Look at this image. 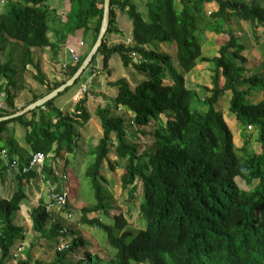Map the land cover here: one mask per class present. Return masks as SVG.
<instances>
[{
  "label": "trees",
  "instance_id": "obj_1",
  "mask_svg": "<svg viewBox=\"0 0 264 264\" xmlns=\"http://www.w3.org/2000/svg\"><path fill=\"white\" fill-rule=\"evenodd\" d=\"M0 2L4 7L0 8V37L25 46L23 65L34 67V79L48 86L47 94L71 78L84 57L73 64L63 81L50 86L40 63L34 60L32 48L56 49L79 30L82 36L89 35L95 44L104 19V0H69L70 11L64 23L57 19L49 0ZM208 4L216 6L209 14L205 9ZM146 8L145 18L134 1L111 0L109 23L98 53L103 56V68L109 72L110 60L117 54L123 66L131 67L136 73L139 82L134 87L125 77L112 83L117 88L114 107L131 112L132 124L142 134H148L145 128H153V141L147 150L140 151L137 144L128 139L123 116L111 114L109 107L96 108L103 135L91 143L85 153L86 157H94L87 176L96 203L82 208L81 221L112 231L100 218L89 219L88 214L101 211L108 214L111 202L106 198L107 191L102 185L105 177L100 171L104 162L114 171L119 162L125 160L122 187L132 198L138 190L137 181H141L140 212L146 223L135 234L123 230L128 225L123 215L114 216L120 234L108 232L110 243L118 250L112 264H264V99L254 103L247 98L252 92L264 93V71L251 76L245 74L247 57L242 53L247 47L234 35V28L231 29L232 18L248 22L252 31L264 27V0L251 3L245 0H147ZM116 9L124 12L131 22V37H127L132 41L130 45L107 44L108 34H123L114 27ZM50 25L57 36L56 44L49 38ZM209 32L228 36L211 58L202 52ZM88 42L81 38L77 47ZM164 43L176 46L179 66L171 54L159 51ZM2 50L0 46V52ZM199 63L211 65L212 87H204L211 94L202 100L207 110L197 107L201 99L187 86L184 75ZM9 71L0 61V81L10 78ZM8 82L12 85L10 80ZM69 89L26 114L0 121V134L7 135L4 141L0 139V152L5 151L6 156L3 158L0 154L1 181L6 180L8 171L17 179V188L7 197H0V264H6L12 245L24 232V227L16 223L14 213L21 208L29 212L24 203L25 191L35 176L28 168L29 159L16 148L8 125L17 123L25 128L28 152H43L47 158L51 153L57 157L63 150L74 153L79 138L76 125L85 124L91 114L85 108L87 96L76 103L71 113H64L55 105L56 98ZM5 95L7 107L0 108V118L19 111L9 86ZM43 96L35 95L30 104ZM223 96L229 98V110L244 130L255 128L248 134L261 146L257 155L244 156L250 145L247 135L242 154H238L233 133L222 111L216 109ZM162 115L166 120L160 125L158 118ZM112 147L116 160L110 159ZM43 169L46 172L50 168L44 165ZM58 177L50 169L46 179L52 182ZM237 177L249 184L253 179L259 182L253 189L243 190ZM41 202L44 205L43 200ZM47 217L45 206L34 209L33 229L43 233ZM88 261L98 264L99 260L88 254ZM17 264L49 263L20 259Z\"/></svg>",
  "mask_w": 264,
  "mask_h": 264
},
{
  "label": "rangeland",
  "instance_id": "obj_2",
  "mask_svg": "<svg viewBox=\"0 0 264 264\" xmlns=\"http://www.w3.org/2000/svg\"><path fill=\"white\" fill-rule=\"evenodd\" d=\"M132 1H134L138 5L140 12H142L144 17L146 18L147 0H132ZM245 1L247 2L248 0ZM258 1L262 2L263 0H258ZM0 8L4 9L3 4L1 2H0ZM58 9L61 11L60 14H57L60 15L61 17L60 21L65 22L68 14L67 11L61 10V8ZM205 9L207 10V7H205ZM213 9H214L213 6L211 7L209 6L207 10L208 14L212 12ZM116 12H117V19L114 27L115 28L121 27L123 30L122 32L123 34L122 35L118 33L108 34L107 44L109 46H113L119 43L130 45L131 42L128 40L129 38H127V36L129 35V31H128L129 29H127L126 26L127 22L130 23L129 18L124 12L120 11L119 9H116ZM234 20L235 21H233L232 23V25L234 24L233 25L234 27L231 26V29L234 28L233 33L236 37L239 38L240 42L246 43L247 45L250 46H255L259 43V47H247L246 50L242 53L244 56L247 57V62L244 64V67L246 68L245 74L247 76H251L263 72L264 71V56H263L264 37L261 34L262 30L260 29L256 30V34H248V32L251 31L250 27H248V22L235 18ZM49 35H50L49 37H51V31L49 32ZM201 36L203 37V35ZM212 37H213L212 41L209 42V44L206 45L205 47H202L203 55L208 58L215 56L218 52L220 44L228 39L227 35H225V37H222L219 35L212 34ZM52 38L55 37L53 36ZM81 38L84 39L85 42H88L89 40V42L86 43L83 47H80L81 49H84L85 47V54H86L84 55V59H85L91 53L95 44L93 43L92 39H89V35H84ZM54 43H56V41ZM0 46L6 47L4 50H2L3 53L2 54L0 53V58H1L0 61L6 64L10 68V71L8 73L10 75V78L9 79L4 78L3 80L0 81L1 82L0 104H3L4 107H7L5 102V98H6L5 92H6V88L9 86L12 91V94L14 95V99L18 101L19 104H21L18 110H22L28 107V105H30V102L32 101L35 95H41L43 93H46L47 87L46 85H42L39 81L34 79L36 70L33 69V66L28 65L26 68H24L22 62L23 60L22 53L26 50L23 44L7 37L5 40L0 37ZM59 49L62 50L63 47L56 46V58L54 60L52 59L53 55L50 53L51 50L48 49L39 51L38 55L36 56L37 60L42 59L43 62H46L44 54L47 55L48 58L50 57L52 59L51 63L49 64L47 63V65L44 64V66L49 71V75H57L60 78V80L57 82L63 81L66 77L65 72L69 71V67L63 68V64H67L68 58L71 61L69 54H66L64 58L61 57V55H58V53L60 52ZM159 51L171 54L175 59L174 61L175 64L179 66L178 60L176 58V46L174 44L167 45L166 47H159ZM81 56L80 59L83 57ZM93 59H96V66H95L96 69L94 68V71L90 73L91 70L89 71L88 66L91 65ZM92 60L87 66L88 69L87 73L83 75V78L87 75H89V78L85 83L82 84L85 87H83L81 94H83V96L87 95L85 108L90 112L91 116L94 119V122L89 121L88 126H85L84 124L76 125V132L77 134H79V138H78V144L74 148V153H67L68 151L66 150V152L64 151L62 155H60V157L56 158L55 162L52 161V159L50 158H47L45 161V163L47 162L52 165L54 164L53 165L54 169L60 170V172L63 170L61 173H66L67 175H69L68 176L69 179L67 180L68 182L67 185L69 186V188L71 187L70 191L71 189L73 190L74 187V184L70 182L72 181V176L74 175L77 178L79 185L76 186V191H75L76 194L74 195L72 194V198H71L72 200L70 201V203L74 202L75 204L73 206L74 221L78 217H80V215H82L81 205L86 206V205H93L96 203L94 189L92 187L90 178L87 176L88 167L93 162L94 157H92L91 155L87 157L83 155L88 152L90 148V144L97 142L99 138H101V136L103 135L99 117H97L96 115V108L98 106H102L104 108L109 107L111 110V114L123 116L126 120L125 121L126 125L128 126V130H127L128 139L131 142L136 143L140 151L147 150L153 141L151 139V134L154 131L153 128H145V130L148 131V134L145 135L142 134L140 130H136V128L133 126L131 121V117H133V115L131 112L127 111L125 108L121 110L118 109L117 107H114L117 88H115L112 85V83L121 77H125L131 83L132 87H134L139 82L137 80L136 77L137 75L134 72V70L131 67L126 69L123 66V63L119 55L117 54L112 57L109 63V69L111 73L103 68V56L99 54L98 51L94 54ZM237 62L241 64L240 61L237 60ZM204 64L205 63H199L198 64L199 66L197 65L196 68L184 74L187 86H189V88L196 90L198 97L201 99L200 100L201 102L198 103L199 106H197L201 110H207V106L202 102V100L206 96H209L211 94L210 92L205 90L204 87H210V88L212 87L211 85L212 73L210 72L211 65H207V64L204 65ZM30 68L33 69L32 72L28 71ZM8 80L12 82V85L9 84ZM66 80L68 81V79ZM55 82L56 81H54L53 84H55ZM81 83L82 81H80L78 84L71 86L69 91L60 95L56 99V105L61 107L63 112L71 113L73 111L76 104L71 100V96L68 94L72 91L73 88L74 91H76V89L80 87ZM222 84H223V79H221V85ZM229 95H231V93H229ZM247 98L251 102L257 103L264 99V93L252 92L249 96H247ZM79 99L80 97H77L75 101H78ZM229 105H230L229 98L223 96L217 102L216 109L223 111L227 125L232 129L234 133V143L238 148V154H242L243 151L242 145L247 135L249 137L250 145L246 149V151H244V156H246V158H250L254 154L257 155V153L261 152V146L257 142V140H253V138L250 137L248 134L249 131H253L255 130V128L251 130L248 127V129L250 130L245 131L244 130L245 127L234 119L232 113L229 110ZM165 120H166V116L162 115L158 118V123L160 125H163L165 123ZM91 124H94V127H92ZM15 125L18 127L17 144L15 143L16 148L20 153H24V157L28 159L27 157L28 145L25 139L26 130L23 126L17 123ZM3 137L5 138L6 136L1 135L0 136L1 141L3 140ZM85 146H86V152L85 153L83 152L82 154L81 148L82 147L85 148ZM0 154L3 158L6 157L4 155L5 151H1ZM50 155L53 154L51 153ZM110 159L111 160L117 159L114 152V147H112V151L110 153ZM66 162H68L67 167L65 166ZM119 164L120 165L116 167L114 171H112L109 168L108 163L105 162L100 171V174L103 177H105V182H103L102 184L104 189L107 191L106 198L111 202V206L108 209V214H106L104 211L98 213L95 212L89 213L90 218L99 216L104 224L112 227V231L110 229L108 230L104 229L103 227L91 226L83 222H79L78 227L75 226L76 235L83 236V241L80 240L79 249L93 251L95 252V254H99L101 258H104L102 256V253L104 252L105 254L108 255L106 256L108 257L109 261L114 260V255L117 252V249L110 244L109 233H108L111 231L112 234L118 235V229L115 227L114 216L123 215L124 218L128 220V225L124 227V230H129L135 234L137 233V231L144 228L146 223L145 218L142 216L140 212L142 196H143L141 190L142 183L141 181H137L138 190L134 194V197L131 198L128 190L123 189L122 181H121V177L125 166V160H121ZM43 165L44 164H41L39 166L43 167ZM37 167L31 168L30 166H28V168L32 170L36 169ZM16 171H18L17 168ZM9 173H10L9 171L6 172L5 174L6 180L4 182L1 181V177H0V192H1L0 197H7L8 194H10L14 189L17 188V179L14 180L12 177L8 175ZM7 178L11 179L9 185H6ZM32 180H33V185L32 186L30 185V187L26 188L25 191L26 198L24 200L25 201L24 203H26L28 206L29 212L25 214L24 213L25 211L23 210V208H21L19 211L14 213V219L16 223L24 227L23 234L22 235H20L21 233L19 234V239L17 242V250H15L14 252L19 256L24 255L26 258L30 256L32 260L41 259L46 262H53V261L55 262L57 261L56 259L58 257H63L67 254L69 257H72V255L68 253L67 249L64 252H61L60 254L56 252L55 249L56 239L53 238L51 234H47L46 236V240L49 241L51 244V246H49V243H47L46 240H41L39 238V233L31 227V223H32L31 216L33 210L41 206L44 207L46 205L44 201H43L44 205L41 202L42 200L45 199L39 198L40 190L37 187H40V183L43 182L44 184H47L48 193H49L50 185L48 182H50L51 184H53L52 182H54L57 184V185L54 184L56 185V192H61L63 191L61 187L64 186L62 185L64 182H60L59 179L52 182L50 180L46 181V179H40V178L37 179L38 181L35 180V178ZM236 180L239 187L243 190L253 189L259 182L258 179H253L252 183L249 184L241 177H237ZM2 185H6V186H2ZM45 198H46V194H45ZM84 233H88L90 237H86ZM26 234H29L28 238L26 237ZM35 246L36 248H34ZM51 247H53L52 250ZM24 248L28 250L23 251ZM76 253L77 255L83 256L82 253L79 254L78 250L76 251ZM69 257L68 259L64 258L63 263L61 262L58 263L77 264L76 259H72ZM73 258H79V257L73 256ZM6 264H16V261L10 260L9 262H6ZM104 264H112V262L104 263Z\"/></svg>",
  "mask_w": 264,
  "mask_h": 264
},
{
  "label": "crops",
  "instance_id": "obj_3",
  "mask_svg": "<svg viewBox=\"0 0 264 264\" xmlns=\"http://www.w3.org/2000/svg\"><path fill=\"white\" fill-rule=\"evenodd\" d=\"M252 1H254V0H248L247 2L248 3H251ZM261 2V1H260ZM49 5H50V7L53 9V11L55 12V14H56V16H57V19L60 21V19H61V17H60V15H57V14H60L61 13V11L58 9V8H61V10H66L67 11V13H69V11H70V3H69V0H49V3H48ZM209 6L211 7V6H213L214 7V9L212 10V11H214V10H216V6L214 5V4H208V5H206L205 7H207V10H208V8H209ZM206 10V11H207ZM208 13V12H207ZM68 15V14H67ZM63 19H65V18H63ZM233 21H235L233 18H232V21H231V24L233 23ZM63 21H60V23H62ZM64 23V22H63ZM234 25V24H233ZM232 25V26H233ZM126 26H127V29H129L128 31H129V35L127 36V37H130L131 36V33H132V25H131V22L129 23V22H127L126 23ZM50 27H51V37H49L50 38V40L52 41V39H53V41L52 42H55V41H57V36H56V34H54V31H53V26L52 25H50ZM234 27V26H233ZM248 27H251L249 24H248ZM118 29L120 30V31H122L123 32V30H122V28L121 27H118ZM251 29V28H250ZM258 29H260V30H262V35H263V37H264V27H258V28H256V29H254V31H250V32H248V34H256V30H258ZM52 34H53V36L55 37V38H52L53 36H52ZM212 34H215V35H218V34H216V33H214V32H209L208 33V40H207V42H206V44L203 46V47H205L206 45H208L209 44V42H211L212 41ZM83 35V33H82V31H77L74 35H69L68 36V39H67V41H66V43L65 44H63V46L62 45H60V47H63V49L62 50H60V52L58 53V55H61V57H63L64 58V56H66V54H69V52H68V47L69 46H71V45H74L75 46V48H76V50H77V53H81V55L84 57V55H86L85 54V47H84V49H81L80 47H77V45H78V42H79V39H81V36ZM50 36V35H49ZM219 36H222V37H225V35L223 34H220ZM124 39H126V38H124ZM56 44V43H55ZM170 44H173V43H164V44H161V46L162 47H166L167 45H170ZM246 44V43H245ZM246 47H259V43L257 44V45H255V46H250V45H247L246 44ZM6 47H2V49L4 50ZM46 49H48V50H51L50 51V53L53 55L52 56V59L54 60L55 58H56V49H50V48H46ZM45 50V49H44ZM64 50H65V52H64ZM39 51H41V49L40 48H32V55H33V57H34V60H35V62H39L40 63V66H41V68H42V71H43V74L46 76V79L48 80V85H50V86H53L54 84H53V82L54 81H56L55 83H57V81H59L60 80V78L57 76V75H49V71L46 69V67L44 66V64H46L47 65V63L49 64V63H51V58L49 57L48 58V56L47 55H45L44 54V57H45V59H46V62H43L42 61V59L41 60H37V58H36V56L38 55V52ZM2 52V51H1ZM0 52V53H1ZM3 53V52H2ZM1 53V54H2ZM63 53V54H62ZM79 53V54H80ZM70 55V54H69ZM80 55V56H81ZM81 56V57H82ZM89 56V55H88ZM87 56V57H88ZM87 57L83 60V62H82V64H81V66L84 64V61L87 59ZM1 59V58H0ZM68 61H69V58L67 59ZM41 62H42V64H41ZM80 66V67H81ZM199 66V65H198ZM69 67V71L66 73L65 72V74L67 75L68 73H70V70H71V68L73 67V64L72 65H69L68 66ZM89 67V66H88ZM25 68V67H24ZM33 69H34V67H33ZM32 68H30L28 71L29 72H32V70H33ZM80 69V68H79ZM78 69V70H79ZM35 70V69H34ZM78 70H77V72H78ZM87 67L83 70V72H82V74L77 78V80H76V82L78 81V79H82V77H83V75L84 74H86L87 73ZM110 70V69H109ZM89 71H90V67H89ZM76 72V73H77ZM75 73V74H76ZM74 74V75H75ZM36 75V74H35ZM34 75V76H35ZM73 75V76H74ZM72 76V77H73ZM67 77V76H66ZM65 77V78H66ZM56 79V80H55ZM70 79V78H69ZM81 81V80H80ZM79 81V82H80ZM76 82L75 83H73L71 86H73V85H75L76 84ZM1 83V82H0ZM166 83H171V81H169V80H166ZM83 83H81V85H80V87L79 88H77L76 89V91H74V88L72 89V91L68 94V95H70L71 96V100L73 101V102H75V104L78 102V101H80L84 96H83V94H81V92H82V89H83V87H85L84 85H82ZM71 86H69V87H71ZM46 87H47V91H48V86L46 85ZM86 89V88H85ZM45 96L46 95H48L47 94V92L46 93H43ZM42 95V94H41ZM45 96H43V97H45ZM85 96H87V95H85ZM42 97V98H43ZM77 97H80V99L78 100V101H75V99L77 98ZM42 98H40V99H42ZM55 98V97H54ZM58 98V97H57ZM56 98V99H57ZM40 99H38V100H40ZM36 102V101H35ZM14 103H15V105H16V107H17V109H19V107L21 106V104H19V102L18 101H16L15 99H14ZM34 103V102H33ZM72 103V102H71ZM70 103V104H71ZM55 105H56V100H55ZM57 106V105H56ZM58 108H60L61 109V107H59V106H57ZM0 108H3V109H5L6 107H4L3 106V104H0ZM75 108V107H74ZM62 110V109H61ZM63 111V110H62ZM73 111H74V109H73ZM72 111V112H73ZM65 113V112H64ZM69 113V112H68ZM89 121H91V122H94V119H93V117L91 116L90 117V119L84 124L85 126H88V123H89ZM92 125V127H94V124H91ZM88 128V127H87ZM86 128V129H87ZM91 128V127H90ZM89 128V129H90ZM8 129L10 130L9 131V133H12L14 136V139H15V143L17 144V135H18V127L14 124V123H10L9 125H8ZM89 129H88V131H89ZM98 130V129H97ZM6 136L7 137V135H5V134H2V136ZM6 137H5V139H6ZM29 149V148H28ZM81 150H82V154H83V152L85 153L86 152V146H85V148L84 147H82L81 148ZM66 152V150H63V152ZM62 152V153H63ZM30 152H28V154H29ZM62 153H61V155H62ZM68 153V152H67ZM23 154V156H24V153H22ZM84 156H85V154H83ZM58 157H60V155L59 156H55L54 154L53 155H50V159H52V161H54L55 162V160H56V158H58ZM49 159V160H50ZM105 163V162H104ZM44 165H47L56 175H58L59 177H58V179H59V181L60 182H64L62 185H64L63 187H61L63 190L64 189H67L68 190V195H69V208L67 207L66 209H64L63 210V212L64 211H67V210H69L70 209V211H71V213L73 214V206L75 205L74 204V202H72V203H70V201L72 200L71 198H72V194L74 195V194H76L75 193V191H76V186H78L79 185V183H78V181H77V178L73 175L72 176V181H70L71 183H73L74 184V187H73V190L71 189V191H70V188H69V186L67 185V180L69 179L68 178V176L69 175H67L66 173H61L60 172V170H56V169H54V167H53V165L52 164H50V163H44ZM44 165H43V167H44ZM67 165H68V163L66 162L65 163V166L67 167ZM109 166V165H108ZM43 167H41V166H39V167H37L36 169H34L33 171H34V174L33 175H35L34 176V178H35V180H37L38 178H40V179H46V177L48 176V174H49V172H50V169L48 170V171H44V169H43ZM65 167V168H66ZM64 168V169H65ZM12 173V172H11ZM10 177H12L11 176V174H8ZM64 176H65V178H64ZM33 178V179H34ZM48 179H46V181H47ZM38 181V180H37ZM7 184L6 185H9L10 184V182H11V179L10 178H7ZM53 184H56V183H54V182H52ZM103 183V182H102ZM6 185H2V186H6ZM30 185L32 186L33 185V180L31 181V183L27 186V187H30ZM57 185V184H56ZM103 185V184H102ZM69 188H67V187ZM39 190H40V192H39V198H44L45 200H43L45 203L48 201V199H49V193H48V186H47V184H44L43 182H41L40 183V187H37ZM36 189V188H35ZM1 193V192H0ZM45 194H46V198H45ZM81 205V204H80ZM87 206H90V205H86V206H82L81 205V207L82 208H84V207H87ZM82 208H81V210H82ZM25 214L27 213V211H25L24 212ZM93 213V212H92ZM50 215H51V213H49ZM81 214H83V212L81 213ZM90 215L88 214V218L89 219H93V218H96V217H92V218H90L89 217ZM81 217H82V215H80V217H78L75 221H74V215H73V224H75L76 225V223L77 222H82L81 221ZM85 224H87V223H85ZM88 225H90V224H88ZM91 226H96V225H91ZM78 227V226H77ZM97 227V226H96ZM85 235H87L86 237H90V235L88 234V233H84ZM80 236V235H79Z\"/></svg>",
  "mask_w": 264,
  "mask_h": 264
},
{
  "label": "clouds",
  "instance_id": "obj_4",
  "mask_svg": "<svg viewBox=\"0 0 264 264\" xmlns=\"http://www.w3.org/2000/svg\"><path fill=\"white\" fill-rule=\"evenodd\" d=\"M69 47H72L76 50L75 46L74 45H71ZM69 52V51H68ZM77 52V50H76ZM70 54V53H69ZM78 54V57H79V60L78 62L80 61V54ZM70 58H71V61L69 60L67 62V66L63 68H67L69 65H72V64H77L78 62H74L72 61V57H71V54H70ZM64 65V64H63ZM72 78V77H71ZM70 78V79H71ZM83 78V77H82ZM69 80V79H68ZM196 91V90H195ZM32 104V103H31ZM20 111V110H19ZM222 114L224 116V113L222 111ZM7 117V116H6ZM4 118V117H3ZM224 119L226 121V118L224 116ZM4 121V120H3ZM230 128V127H229ZM248 128V127H247ZM230 130L232 131V129L230 128ZM233 133V131H232ZM233 137H234V133H233ZM31 153H34V152H30L28 154V159H29V162L31 160L30 158V154ZM43 153V152H42ZM44 154V153H43ZM45 155V154H44ZM47 157L45 155V161H46ZM44 161V163H45ZM43 163V164H44ZM46 205H47V202H46ZM45 205V207H46ZM69 208V205L67 206ZM28 212V211H27ZM46 212L48 213V217L46 219V226H45V231L43 233L41 232H38L39 233V238L41 240H46V236L47 234H51L53 238L56 239V252L57 253H61V252H64L66 249L68 250V253L72 255V257H69L68 254L63 256V257H58L56 260L57 261H53V262H46L44 260H41V259H37L38 261H43L45 263H49V264H60L58 262H61L63 263V259L66 258L68 259L69 258H72V259H76L77 260V264H96L94 262H90L88 261V254H91L93 257H95V259H98V264H104V263H111L112 261H109L108 259V255L105 254L104 252L102 253V256L104 258H101L99 256V254H95V252L93 251H88V250H81L79 249V245H80V240L83 241V236H78L76 235V232H75V226L77 227L79 222L75 224H73V214L71 213L70 209L67 210V211H64L63 210H58V209H54L52 211H49L47 208H46ZM51 213V215L49 214ZM98 213V212H96ZM70 215V216H68ZM98 218H100L98 216ZM50 220V221H49ZM101 220V219H100ZM31 227L33 228V219L31 218ZM102 221V220H101ZM103 222V221H102ZM31 228V229H32ZM124 230V229H123ZM36 231V230H35ZM120 234V231L118 233V236ZM85 235V234H84ZM87 236V235H85ZM117 236V235H116ZM26 237L28 238L29 237V234H26ZM17 242H18V239H16V241L14 242V244L12 245L11 249H10V252L8 254V256L6 257V262H9L10 260H15L16 261V264L18 263V260H28L30 262H35L36 260H32L31 257L29 256L28 258H26L24 255L22 256H19L18 254H16L14 251L17 250ZM47 243H49V246H51L50 242L46 240ZM111 244V243H110ZM112 245V244H111ZM36 248V246L34 247ZM53 247H51V250H52ZM24 250H28L26 248L23 249ZM79 251V254H83V256H80V255H77L76 251ZM14 252V253H13ZM118 252V250H117ZM117 252L116 254L114 255V259L116 258L117 256ZM13 253V255H12ZM30 253V252H29ZM107 255V256H106ZM73 256H78L79 258H73ZM110 258V257H109ZM31 259V260H29ZM55 260V259H54ZM81 260V262H79ZM57 262V263H56Z\"/></svg>",
  "mask_w": 264,
  "mask_h": 264
},
{
  "label": "water",
  "instance_id": "obj_5",
  "mask_svg": "<svg viewBox=\"0 0 264 264\" xmlns=\"http://www.w3.org/2000/svg\"><path fill=\"white\" fill-rule=\"evenodd\" d=\"M110 1L111 0H104V19H103V22H102V27H101V30H100V33H99V37H98V39H97V41H96L91 53L89 54L87 59L84 61V64L80 67L78 72L71 79L66 81L64 84L59 86L57 89L53 90L51 93H49L48 95H46L42 99L37 100L36 102L28 105V107L18 111L14 115L7 116V117H4V118H0V121L9 120V119L15 118L17 116L26 114V113L34 110L35 108H37L39 106H42L47 101L53 99L59 93H61L62 91L66 90L69 86H71L73 83L76 82L77 78L82 74L83 70L89 65V63L92 60L94 54L98 51L100 45L102 44V40H103V37H104V35L106 33V30H107V27H108V23H109ZM95 66H96V59H93L92 62H91V65L89 66L90 70H91L90 73H92L94 71ZM88 78H89V75H87L84 78H82V80H81L82 83H85Z\"/></svg>",
  "mask_w": 264,
  "mask_h": 264
},
{
  "label": "built area",
  "instance_id": "obj_6",
  "mask_svg": "<svg viewBox=\"0 0 264 264\" xmlns=\"http://www.w3.org/2000/svg\"><path fill=\"white\" fill-rule=\"evenodd\" d=\"M130 42L131 39H128ZM68 51L71 54L72 57V61L74 62H78L79 57L77 55V52L74 48L72 47H68ZM64 67L67 66V64L63 65ZM5 155V154H4ZM30 164L29 166L31 168H35L41 164L44 163L45 161V155L42 152H34L30 154ZM27 169H24V171H26ZM65 178V176H64ZM50 185V191H49V199L47 201V205L46 208L49 211H52L54 209H58V210H64L67 208V206L69 205V195H68V190L64 189L61 192H56V185L51 184L50 182H48ZM70 216V215H68Z\"/></svg>",
  "mask_w": 264,
  "mask_h": 264
}]
</instances>
